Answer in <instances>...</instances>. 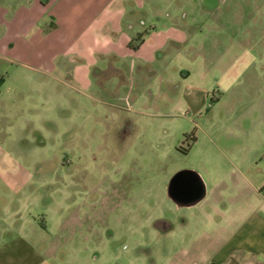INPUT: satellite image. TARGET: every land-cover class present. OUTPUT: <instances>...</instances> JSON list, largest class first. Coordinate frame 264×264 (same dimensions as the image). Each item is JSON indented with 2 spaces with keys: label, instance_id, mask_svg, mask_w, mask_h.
I'll use <instances>...</instances> for the list:
<instances>
[{
  "label": "rangeland",
  "instance_id": "obj_1",
  "mask_svg": "<svg viewBox=\"0 0 264 264\" xmlns=\"http://www.w3.org/2000/svg\"><path fill=\"white\" fill-rule=\"evenodd\" d=\"M38 1L0 7L17 12ZM161 4L148 22L182 28L185 41L167 44L148 65L138 55L116 60L130 69L124 87L115 78L108 88L77 85L51 61L35 67L28 89L5 91L0 241L21 234L57 264L160 263L173 231L158 220L187 229L188 209L168 199L171 178L202 165L204 147L264 133V0Z\"/></svg>",
  "mask_w": 264,
  "mask_h": 264
},
{
  "label": "crops",
  "instance_id": "obj_2",
  "mask_svg": "<svg viewBox=\"0 0 264 264\" xmlns=\"http://www.w3.org/2000/svg\"><path fill=\"white\" fill-rule=\"evenodd\" d=\"M162 1L41 0L17 12L0 7V101L11 88L28 89L35 67H51V61V70L65 68L77 85L108 88L115 78V88L124 87L130 69L116 66V60L138 55L148 65L167 44L185 41L182 28L148 22L150 11L162 12ZM49 8L54 11L46 18ZM36 9L42 22L32 14ZM138 35L143 42L133 49L130 43ZM69 59L76 64L65 67L61 61ZM199 143L195 139L191 149ZM203 153L202 165L183 170L190 174L187 194L169 190L168 184V199L188 209L187 229L173 230L174 220L161 218L167 229L161 230L173 231V243L156 264H264V133L242 136L235 146L222 144L218 150L204 147ZM194 176L198 189L192 187ZM0 264L57 263L27 237L9 232L0 241Z\"/></svg>",
  "mask_w": 264,
  "mask_h": 264
},
{
  "label": "flooded vegetation",
  "instance_id": "obj_3",
  "mask_svg": "<svg viewBox=\"0 0 264 264\" xmlns=\"http://www.w3.org/2000/svg\"><path fill=\"white\" fill-rule=\"evenodd\" d=\"M189 146H191V144L189 145ZM182 149H186V148H184V146L183 147H181ZM179 179L180 180H184L183 181V183H184V186L185 185H188V183L190 182V174L188 173V172H183L182 174H180L178 177H177V179H174V181H173V187L175 188V190L177 189L178 190V187H179ZM195 181H197V176L195 177L194 176V186H196V188L198 189L199 188V185H200V181H197L196 182V185H195ZM202 185V184H201ZM199 192V191H198ZM185 194H187L186 192H184ZM184 196H186V195H184ZM166 220H163V219H161V220H158V223H160V228L161 229H166L165 227H166V222H165ZM169 223V222H168ZM168 226V225H167ZM169 227V226H168ZM169 229V228H168ZM167 230V229H166Z\"/></svg>",
  "mask_w": 264,
  "mask_h": 264
},
{
  "label": "water",
  "instance_id": "obj_4",
  "mask_svg": "<svg viewBox=\"0 0 264 264\" xmlns=\"http://www.w3.org/2000/svg\"><path fill=\"white\" fill-rule=\"evenodd\" d=\"M183 172H185V171H179V172H177L172 178H171V181H170V184H169V190L171 189V187H173V181H174V179H177V177L180 175V174H182ZM183 181L184 180H180L179 179V187H178V190H177V193H182V191L183 192H188V190H187V188H188V186H189V183H188V185H185L184 186V183H183ZM194 185H192V187H193ZM190 191V190H189Z\"/></svg>",
  "mask_w": 264,
  "mask_h": 264
},
{
  "label": "trees",
  "instance_id": "obj_5",
  "mask_svg": "<svg viewBox=\"0 0 264 264\" xmlns=\"http://www.w3.org/2000/svg\"><path fill=\"white\" fill-rule=\"evenodd\" d=\"M136 39L138 40V42H137L136 44H135L134 42H131V43H130V46L133 47V48H135V49L139 48L140 45H141L142 42H143V39H142L141 35H138V36L136 37Z\"/></svg>",
  "mask_w": 264,
  "mask_h": 264
}]
</instances>
